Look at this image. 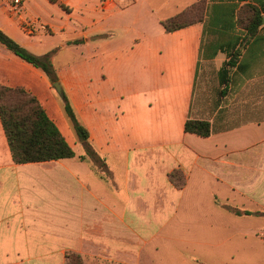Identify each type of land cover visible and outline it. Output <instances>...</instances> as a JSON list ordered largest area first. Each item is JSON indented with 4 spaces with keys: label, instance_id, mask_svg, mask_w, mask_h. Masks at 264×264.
<instances>
[{
    "label": "crops",
    "instance_id": "0c3cea01",
    "mask_svg": "<svg viewBox=\"0 0 264 264\" xmlns=\"http://www.w3.org/2000/svg\"><path fill=\"white\" fill-rule=\"evenodd\" d=\"M200 1L202 22L165 31L164 20ZM250 6L264 19V0H28L22 17L37 23L28 34L0 0V30L34 55L53 53L104 162L81 160L84 146L47 75L0 44V85L35 96L75 151L16 164L0 117V264H66L69 254L86 264H264V217L229 210L264 212L263 21L240 49L239 15ZM187 120L208 121L211 135L187 133ZM185 198L216 217L195 229L213 251L202 262L162 242L174 222L192 219ZM153 239L157 252L147 254Z\"/></svg>",
    "mask_w": 264,
    "mask_h": 264
},
{
    "label": "trees",
    "instance_id": "16d2710c",
    "mask_svg": "<svg viewBox=\"0 0 264 264\" xmlns=\"http://www.w3.org/2000/svg\"><path fill=\"white\" fill-rule=\"evenodd\" d=\"M249 9L251 14L245 8L239 15L240 24L245 22V29L247 30L245 41L241 44L240 49L256 35L263 21L262 12L253 6H250ZM204 16L205 3L200 1L178 15L164 20L162 25L166 32L171 33L202 22ZM0 44L8 51L43 71L52 84L59 81L52 63L53 53L43 56L34 55L1 30ZM240 49L231 55L230 60L225 63L221 70L220 78L222 84H227L229 73L236 67ZM61 101L65 115L77 139L84 146L85 155L81 157V160H89L102 167L104 162L90 144L88 130L80 122L68 96L64 92L63 96H61ZM0 117L13 161L16 164L60 161L75 157V151L68 144L55 123L49 118L43 106L35 96L25 89L8 88L0 85ZM185 131L201 137H208L212 133V128L208 121L187 120ZM176 174L177 172L172 173L170 178L176 180ZM175 185L178 188H182V185H178V183H175ZM229 210L237 216L256 214L264 217V212L252 213L237 208H229ZM66 264L85 263L80 255L69 254L67 255Z\"/></svg>",
    "mask_w": 264,
    "mask_h": 264
},
{
    "label": "rangeland",
    "instance_id": "374dc122",
    "mask_svg": "<svg viewBox=\"0 0 264 264\" xmlns=\"http://www.w3.org/2000/svg\"><path fill=\"white\" fill-rule=\"evenodd\" d=\"M175 172H177L176 180L173 179L174 180L173 181L171 178L170 179L174 184V186H176L175 183H178V185L179 184L182 185V188H178L176 186L177 189H183L186 184L185 175L178 171ZM183 203L185 204L182 205L183 206L182 209L184 208L191 209L190 212L192 219L190 221L188 219L187 220L180 219L179 222L178 221L174 222L175 226H177L176 231H173L172 233H169L168 235L164 236L162 242L167 246L173 247L178 257L189 259L190 257L193 256L202 262L203 258L205 256H210L213 251H211L210 248H205L203 246V244L206 242L205 236L197 235L195 229L197 226L213 223L216 217L214 216V214H212V210H208L207 212H205L198 204L199 202L197 201H191L190 199L187 200L185 198L183 200ZM215 203L218 204L221 202L216 201ZM182 213H184V211ZM153 240L148 241L143 245L145 248V253L153 254L154 252H157L154 251L155 240L154 241ZM82 259L84 261L83 257ZM90 264H127V263H122L116 260L113 261L90 260Z\"/></svg>",
    "mask_w": 264,
    "mask_h": 264
},
{
    "label": "built area",
    "instance_id": "2783aa9c",
    "mask_svg": "<svg viewBox=\"0 0 264 264\" xmlns=\"http://www.w3.org/2000/svg\"><path fill=\"white\" fill-rule=\"evenodd\" d=\"M2 1L9 7L10 12H12L14 15L19 17V19L21 20L23 29L28 34H33L35 30L37 29V23L32 20L24 19L22 17L24 4L28 0H2Z\"/></svg>",
    "mask_w": 264,
    "mask_h": 264
},
{
    "label": "water",
    "instance_id": "95a60500",
    "mask_svg": "<svg viewBox=\"0 0 264 264\" xmlns=\"http://www.w3.org/2000/svg\"><path fill=\"white\" fill-rule=\"evenodd\" d=\"M263 23H264V19H263ZM53 88L55 89L56 93L61 97L63 96V89L61 87V84L59 82H55L52 84Z\"/></svg>",
    "mask_w": 264,
    "mask_h": 264
}]
</instances>
